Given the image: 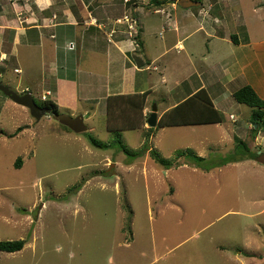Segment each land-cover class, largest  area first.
<instances>
[{
    "label": "rangeland",
    "instance_id": "374dc122",
    "mask_svg": "<svg viewBox=\"0 0 264 264\" xmlns=\"http://www.w3.org/2000/svg\"><path fill=\"white\" fill-rule=\"evenodd\" d=\"M167 1L166 4L171 2ZM25 2L32 0H0V16L7 11V18L0 19V78L21 95L29 87L37 104H41L43 96L47 99L50 96L43 95L40 61L35 62L30 51L21 48L18 62L10 54L1 58V52H14L12 35L5 28L14 23L15 17L10 15L16 8L14 4L22 6ZM102 3L114 14L117 35H127L140 48V26L129 9L134 3L146 8L158 5L151 0H92L89 9L94 12L96 8L103 9ZM207 4L193 9L200 12L207 9ZM259 4L264 6V0H237L234 8L242 10L241 21L253 29L254 36L261 35L264 26V19L261 21L258 12H254V6ZM49 10L40 18L48 17ZM32 11L37 12L36 6H32ZM127 14L130 23L125 18ZM129 24H133V30ZM166 36L171 38V33L167 31ZM161 39L160 32L157 36L151 34L146 41L148 48L151 50V43ZM37 50L33 55L39 59ZM86 57L87 54H80V62L85 64ZM100 68H104V63L99 62ZM251 78L247 72L228 91L236 92L249 85ZM179 98L176 96L174 101H180ZM231 101L237 109L229 106L224 118L232 125L227 122V115L232 114L235 137L223 135L226 124L221 129L209 126L197 127L195 131L176 127L159 130L155 140L160 139L159 150L165 153L206 135L212 141L209 144L212 150L201 163L205 167L214 165L211 170L199 167L193 156L187 154L192 153L190 150L178 151L186 153L180 164L188 167L179 170V191L172 198L167 183L164 191H154L153 187L146 191L139 175L124 172L118 178L110 175L115 170L108 162L113 153H121V162L130 157L117 147L99 149L91 144V138L103 144L115 140V133L105 130L103 117H95L93 131L76 134L49 115L35 120L28 109L0 92V242L30 243L21 254L0 252V264H264V165L253 159L235 165H217L224 158L238 157L237 139L246 141L253 153L264 154V132L259 133L260 139L257 136L259 141L252 138V109ZM60 110L59 113L76 116L69 110ZM122 118L116 112L115 119L121 122ZM85 124L91 126L87 116ZM116 124L112 121L113 126ZM148 129V124L140 127L143 132L140 144L147 142ZM200 133L206 134L199 136ZM126 135L135 140V131ZM122 143L131 150L144 148L143 145L137 150V144L126 139ZM197 147L203 149L200 144ZM19 159L23 163L18 168ZM176 159L181 158L176 156ZM174 162L176 165L172 166L180 165L177 160ZM154 176L150 173L152 182ZM150 179L146 176L145 183ZM31 235L39 236L34 254L30 253ZM128 242L131 245L126 246Z\"/></svg>",
    "mask_w": 264,
    "mask_h": 264
},
{
    "label": "crops",
    "instance_id": "0c3cea01",
    "mask_svg": "<svg viewBox=\"0 0 264 264\" xmlns=\"http://www.w3.org/2000/svg\"><path fill=\"white\" fill-rule=\"evenodd\" d=\"M57 1L32 0L31 3L25 2L22 6L14 4L16 6L13 10L14 15L10 14L15 17L14 23L5 28L12 35L11 44L14 46V52L7 54L1 52V58L10 54L18 62L20 48L29 50L31 58L35 62L39 60L43 68V95L49 94L48 100L53 101L59 111L62 108L64 111L69 110L72 114H76L75 117L82 115L84 122L87 116V120L91 121L88 131L96 128L95 117L101 116L105 119V130L112 133L107 128V100L114 96L147 93L143 111L146 117L145 125L154 105L158 109L159 122L167 111L199 90L207 92L215 108L224 118L229 106L232 105L237 109L231 103V100H234V92L228 89L237 79L246 76L247 72L252 76L249 85L261 98H264V26L261 35L254 36L253 29L241 21L242 10L240 12L234 9L237 0H202L201 6L204 3L208 4L207 9L202 8L200 12L194 11L193 7L181 10L182 7L178 5L180 0H171L166 4L167 6L154 8H146L134 3L129 12L131 15L134 13L140 26V48L127 35H117V28L113 26L114 14L106 9L105 3H102L103 9L96 8L97 11L94 12L89 9L92 0ZM75 4L77 8H74ZM33 5L36 6L37 12L32 11ZM48 10L51 14L40 18V15ZM254 12H258L261 21L264 19L262 4L254 6ZM1 13L3 14L0 19L7 18L6 10ZM167 31L171 33L169 39L166 36ZM158 32L162 39L158 43H151L150 50L146 41L151 34L157 36ZM36 50L40 54L39 59L33 55ZM84 53L87 54L85 64L80 62V54ZM99 62L104 63V68L100 70H98ZM22 91L32 92L29 87ZM176 96L180 97V101H174ZM163 103L169 104L162 106ZM125 110L128 112L124 104H113V122L119 125L120 123L114 120L116 112H125ZM135 114L133 117L137 119L139 125L141 115L137 113L135 116ZM230 115L232 114L227 115V122H231L232 125L227 124L224 118L221 124L176 128L195 131L197 127L212 126L221 129L226 124L223 135L227 133L235 137L232 131L235 122L230 119ZM139 129L121 132L122 139L137 144H135L137 150L146 143L140 144L143 132L141 133ZM162 129L164 128L151 133L147 140L148 151L140 158H125V161L121 162L123 159L121 153L115 155L113 153V156L108 158L109 167L115 169L110 175L117 178L123 172L127 175H139L143 179L146 191L151 190V187L154 191H164L163 188H166L167 183L169 195L173 198L175 192L179 191L177 190L179 170L188 167L187 164H180L182 157L176 159L178 151L190 150L198 157L208 158L206 154L208 155L212 150L209 145L212 141L206 135L188 145L175 146L165 153L159 150L160 146L157 142L161 143L160 139L155 140L159 130ZM129 131H135V140H131L126 135ZM190 132L193 134V131ZM205 134L200 133L199 136ZM258 137L255 138L257 141L260 139ZM198 144L203 146L202 150H198ZM154 153L158 159L172 160V165H176L174 161L177 160L180 165L166 168L154 158ZM140 161L143 162L142 165ZM235 164L237 163L233 165ZM150 173L156 175L153 182ZM146 176L150 179L147 184ZM128 181L134 182L130 179ZM128 186L126 191L129 189ZM116 188L121 190L118 184ZM160 200V203H164L163 199ZM31 236L30 253L34 254L35 243L39 240V236ZM29 244L28 242L25 248L17 253L25 252ZM129 245L130 242L126 246ZM118 246V243L115 244V249Z\"/></svg>",
    "mask_w": 264,
    "mask_h": 264
},
{
    "label": "trees",
    "instance_id": "16d2710c",
    "mask_svg": "<svg viewBox=\"0 0 264 264\" xmlns=\"http://www.w3.org/2000/svg\"><path fill=\"white\" fill-rule=\"evenodd\" d=\"M151 1L154 4L158 5V7L168 2L167 0L166 1L151 0ZM197 1L202 2V0H197ZM24 93L26 94L32 92L25 91ZM146 98H147V93L143 95L134 94V95H126V96L109 97L107 100L108 102L107 128L109 131L115 133L116 135L115 140L110 144H103L91 138L90 139L91 144L99 149L117 147L122 153H124L126 156L130 157L131 159L132 158L137 159L142 157L145 154V152L148 151V143L146 142L144 144V148L141 151H136V150L134 151L128 149L122 143L121 132L126 130H135L144 125L146 117H144L143 111L146 104ZM233 98L238 104L247 106L252 109V115H251V123L253 125L252 138L255 139L259 135V133L264 132V98H261L250 85L244 86L241 89L234 92ZM113 104H124V107H126L128 110V112H126V110L125 112L120 111V114L122 115L123 118L121 122L114 119L116 120V122L120 123L119 125L116 124L115 126L112 125ZM38 105L40 107L51 108L54 113H59L58 106L51 100H45V101L42 100V103ZM131 110L133 111L132 113ZM134 113L136 114L139 113L141 115V122L139 123V125H137L138 124L137 119L135 120L133 117ZM223 121H224L223 115L220 113V111H218L215 108L207 92L205 90H199L193 96L189 97L188 99L184 100L181 103H178L174 108L167 111L161 117L156 128L148 129L146 133V137L148 139L151 136V133L156 131V129L158 130L160 128L221 124L223 123ZM185 154L186 153L183 154L181 152L177 153V157H184ZM188 154L190 156H193L192 159H194V162H196L199 167L201 165V167L206 170H211V168H213L214 165L211 167H205L206 165L201 164L205 160L204 158L198 157L193 152ZM235 154H238V157L230 156L228 158H224L223 161L218 163L217 165L224 166L228 164L238 163L244 160H252V159L256 160V158L258 157V154L253 153L249 148V144L242 139H237ZM153 156L154 158L158 159L155 153L153 154ZM158 162H160L164 167L169 168L172 165L173 161L159 158ZM22 163H23V159H19L16 163V166L19 168L21 167ZM26 242L27 240H19L13 242L2 241L0 242V252H6L10 254L20 252L24 249Z\"/></svg>",
    "mask_w": 264,
    "mask_h": 264
},
{
    "label": "water",
    "instance_id": "95a60500",
    "mask_svg": "<svg viewBox=\"0 0 264 264\" xmlns=\"http://www.w3.org/2000/svg\"><path fill=\"white\" fill-rule=\"evenodd\" d=\"M178 5L183 8L198 7L201 6V2L195 0H180ZM0 92L3 93L6 97L12 100L15 104L22 106L29 110L30 115L37 121H40L44 116L49 115L51 118L58 122L60 125L68 128L70 131L76 134H82L88 132V127L84 122V117L79 115L77 117H72L63 113H54L51 108L40 107L32 94L26 93L21 95L8 86H6L0 78ZM157 106L154 105L151 115L148 118L147 124L149 128H156L158 123V114ZM256 161L264 165V154L258 152V157Z\"/></svg>",
    "mask_w": 264,
    "mask_h": 264
},
{
    "label": "built area",
    "instance_id": "2783aa9c",
    "mask_svg": "<svg viewBox=\"0 0 264 264\" xmlns=\"http://www.w3.org/2000/svg\"><path fill=\"white\" fill-rule=\"evenodd\" d=\"M129 1H130V0H126V2H129ZM125 18H126V20H127L128 23L131 22L130 19H129V16H128V17L126 16ZM132 22H134V25H136V21H135V20H134V21L132 20ZM129 29H132V30L134 29L133 24H129ZM134 31H135V30H134ZM46 99H47V98L44 96V97H43V100H46ZM232 117H233V116H232ZM233 120H234V119H233Z\"/></svg>",
    "mask_w": 264,
    "mask_h": 264
},
{
    "label": "clouds",
    "instance_id": "9594fccd",
    "mask_svg": "<svg viewBox=\"0 0 264 264\" xmlns=\"http://www.w3.org/2000/svg\"><path fill=\"white\" fill-rule=\"evenodd\" d=\"M25 94V93H24ZM30 94H32V93H30ZM44 97V96H43ZM42 100H43V98H42ZM46 100H48V99H46ZM45 101V100H44Z\"/></svg>",
    "mask_w": 264,
    "mask_h": 264
}]
</instances>
